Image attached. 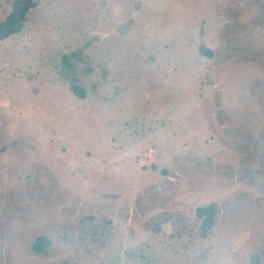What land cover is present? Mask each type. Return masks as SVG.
Returning <instances> with one entry per match:
<instances>
[{"label": "rangeland", "instance_id": "374dc122", "mask_svg": "<svg viewBox=\"0 0 264 264\" xmlns=\"http://www.w3.org/2000/svg\"><path fill=\"white\" fill-rule=\"evenodd\" d=\"M72 53L85 99L64 77ZM212 203L203 238L196 209ZM254 257L264 264V0H43L0 42V264Z\"/></svg>", "mask_w": 264, "mask_h": 264}, {"label": "trees", "instance_id": "16d2710c", "mask_svg": "<svg viewBox=\"0 0 264 264\" xmlns=\"http://www.w3.org/2000/svg\"><path fill=\"white\" fill-rule=\"evenodd\" d=\"M43 0H14L12 2L11 11L0 21V42H3L12 36L20 33L28 19V14L36 9ZM200 52L204 55H210L205 47H200ZM76 53L64 55L62 58V66L64 77L70 82V88L73 93L80 99H85V91L79 85L75 77V67L79 62ZM219 206L216 203L196 209V218L201 222L200 234L203 238L207 237L217 223L219 214ZM95 226V225H94ZM95 233V230L92 231ZM50 242L45 237H39L33 244L32 250L38 255L46 254L47 247ZM253 263L258 264L259 258L254 257Z\"/></svg>", "mask_w": 264, "mask_h": 264}]
</instances>
